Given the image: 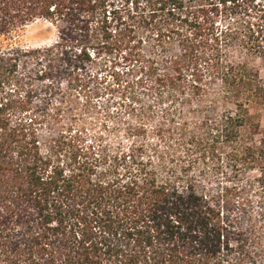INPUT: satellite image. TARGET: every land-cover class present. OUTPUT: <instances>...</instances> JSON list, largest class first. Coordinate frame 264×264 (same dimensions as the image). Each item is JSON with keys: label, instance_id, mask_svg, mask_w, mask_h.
<instances>
[{"label": "trees", "instance_id": "obj_1", "mask_svg": "<svg viewBox=\"0 0 264 264\" xmlns=\"http://www.w3.org/2000/svg\"><path fill=\"white\" fill-rule=\"evenodd\" d=\"M125 1L132 12L143 1L149 17L137 13L126 20L113 11L116 17L108 23L106 0H0V38L37 18L55 25L59 35L47 48L0 52V74L14 73L19 64L44 63L38 77L45 80L60 76L55 69L64 64L71 82L84 88L80 72L90 61L89 23L96 10L103 15L102 39L110 45L115 22L111 28L119 47L135 48L141 43L137 29L161 13L179 27L191 26L175 18L181 0ZM195 30L170 71L138 79L152 99L150 118L158 124L148 130L139 123L130 136L151 133L156 145L168 150L165 174L143 157L142 145L133 142L109 156L105 147L86 145L77 134L73 156L56 163L55 147L42 151L37 137L36 126L45 116L32 113L24 122L9 113L15 106L30 110L34 93L18 98V91L0 92V264H240L245 245L258 249V227L242 228L230 217L239 183L215 191L205 179L226 166L236 177L264 163V151L253 139L262 132L259 115L252 111L264 106V81L243 63H227L208 39L209 28ZM154 32L158 43L172 33L160 21ZM74 50L78 55L72 59ZM194 167L203 180L190 176Z\"/></svg>", "mask_w": 264, "mask_h": 264}, {"label": "rangeland", "instance_id": "obj_2", "mask_svg": "<svg viewBox=\"0 0 264 264\" xmlns=\"http://www.w3.org/2000/svg\"><path fill=\"white\" fill-rule=\"evenodd\" d=\"M130 6L125 0H106L105 17H110L108 23L111 18L116 17L113 11L120 12L121 17L126 20L127 17H138L137 13L149 17V10L143 1L138 3L137 12H132ZM99 13L100 10H96L89 23L93 45L88 47L87 52L90 61L84 62L85 68L80 72L85 79L84 88H78L71 82L72 74L68 69L65 70L64 64L57 65L55 69L63 72L62 76L55 75L45 80L38 77L39 70L45 69L44 63L19 64L14 73L5 71L0 74L2 96L9 93L14 95L18 91L17 97L22 98L27 92L34 93L28 103L30 110L22 111L15 106L9 113L12 114V119H22L24 122L32 117V113L45 116L43 122L36 126L37 137L42 151L47 145L55 147L53 160L56 163H62L66 157L73 156L76 147L73 137L77 134L84 138L86 145L105 147L109 156L127 151L133 142L142 145L143 157L151 158L165 174L164 163L168 150L163 145H156L157 140L151 133L130 136L133 134L132 129L139 123L147 125L148 130L158 124L155 119L153 121L150 118L149 106L153 104L152 99L145 96L146 91L139 82L143 78L153 80L155 73L170 71V62L182 53L186 37L194 40L195 27L209 28L208 39H213L217 46L211 40L208 44L213 43V47H217L227 63H243L264 81V0H181V7L174 11L175 18L186 19L191 26L179 27V22L169 20L168 17L171 16L166 13L158 14L154 20L150 19L151 24L137 29L141 43L135 48H131L132 43L129 48L115 45L117 37H114L115 32L111 28L115 22L110 24L113 35L109 40L111 46L107 44L99 32L103 17ZM158 21L163 23L165 31L170 29L172 32L166 34L167 37L159 43L156 42L154 32ZM58 36L55 25L37 18L10 36L0 38V52L9 48H47L56 43ZM200 39L195 41H202ZM104 43L106 44L103 45ZM69 54L74 59L78 51H70ZM203 72L206 79V70ZM18 85L22 87L17 88ZM47 87H50L48 91ZM252 111L259 115L262 131L253 139L257 147L264 151V144L259 142L264 139V106ZM99 137L101 141H98ZM171 146L174 147L173 144ZM263 164L253 170H243L236 177L231 168L226 166L220 173H210L204 178L207 185L215 191L239 183L240 193L230 204V217L242 228L251 224L258 227V249L245 245V256L240 264H249L248 257L252 264H264ZM200 170L199 167H194L189 174L196 181L203 180L199 175ZM232 246L234 249L235 240ZM230 255L231 259L236 256ZM228 261L231 263L230 259Z\"/></svg>", "mask_w": 264, "mask_h": 264}]
</instances>
